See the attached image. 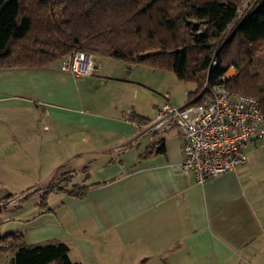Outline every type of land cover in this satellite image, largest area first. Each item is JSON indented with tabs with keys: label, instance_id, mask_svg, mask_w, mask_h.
Returning a JSON list of instances; mask_svg holds the SVG:
<instances>
[{
	"label": "crops",
	"instance_id": "1",
	"mask_svg": "<svg viewBox=\"0 0 264 264\" xmlns=\"http://www.w3.org/2000/svg\"><path fill=\"white\" fill-rule=\"evenodd\" d=\"M63 60L0 69V185L41 201L71 174L87 189L83 199L48 194L29 244L63 243L78 264H264V197L249 186L254 149L245 166L200 184L179 169L175 131L163 153L149 154L154 143L136 128L155 119L160 83H177L171 75L94 56V74L74 78ZM128 110L141 123L126 120Z\"/></svg>",
	"mask_w": 264,
	"mask_h": 264
},
{
	"label": "trees",
	"instance_id": "2",
	"mask_svg": "<svg viewBox=\"0 0 264 264\" xmlns=\"http://www.w3.org/2000/svg\"><path fill=\"white\" fill-rule=\"evenodd\" d=\"M246 1L0 0V69L44 68L75 53L112 58L196 84L190 106L236 68L228 91L256 98L264 113V0ZM163 141L149 154L163 153ZM72 182L65 174L51 184L38 207L53 192L83 199L87 189ZM0 250L13 253L11 264H78L65 244L30 245L22 234L0 236Z\"/></svg>",
	"mask_w": 264,
	"mask_h": 264
},
{
	"label": "built area",
	"instance_id": "3",
	"mask_svg": "<svg viewBox=\"0 0 264 264\" xmlns=\"http://www.w3.org/2000/svg\"><path fill=\"white\" fill-rule=\"evenodd\" d=\"M214 64H216L214 62ZM60 70L74 78L94 74V56L75 53L65 58ZM212 88L195 105L175 107L169 96L158 109L155 119L136 125L139 136L155 143L165 134L175 131L182 140V173H193L198 183L235 172L248 162V148L264 143V113L259 101L244 94L231 93L226 82ZM133 112L124 118L131 121Z\"/></svg>",
	"mask_w": 264,
	"mask_h": 264
},
{
	"label": "rangeland",
	"instance_id": "4",
	"mask_svg": "<svg viewBox=\"0 0 264 264\" xmlns=\"http://www.w3.org/2000/svg\"><path fill=\"white\" fill-rule=\"evenodd\" d=\"M248 1L249 0H247L246 2ZM141 66L150 68L154 71H158L159 73L162 72L163 75H165V73L169 74L172 76L173 80L177 82L175 86L170 88V82H166L164 77L163 81L160 83L166 86V90H163V93H161L160 98L165 102L166 96L170 95V101L175 107H182L187 103V92L189 90H191L192 92H195L197 90L196 84L181 82L177 79L175 74L170 71L157 70L146 65ZM236 72V68H231L228 72V76L232 75L233 77ZM149 94L150 96H154V99L156 98V95H154L153 93ZM155 100L152 99V102L150 100V104L153 105V102H155ZM253 149V158L255 166L253 169V174L249 186L251 188L256 189L258 194L264 197V143L262 146ZM13 189L19 192H14L17 193L14 194L15 197L7 199L6 196L10 192L8 191L7 187L0 185V236L3 237L9 234H22L24 236V239L29 244L28 234L35 225L34 216L40 210V208L38 207V203L40 201V194L33 190L32 192L28 191L21 193V190L17 188ZM44 220L45 219H39L37 222L39 223V221L42 222ZM12 258L13 253L11 251L0 250V264H11Z\"/></svg>",
	"mask_w": 264,
	"mask_h": 264
}]
</instances>
